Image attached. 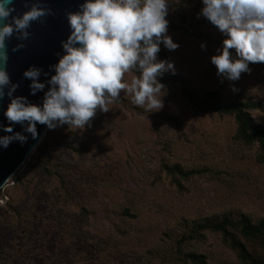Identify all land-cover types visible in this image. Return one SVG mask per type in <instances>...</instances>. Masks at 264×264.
<instances>
[{"label": "rangeland", "instance_id": "rangeland-1", "mask_svg": "<svg viewBox=\"0 0 264 264\" xmlns=\"http://www.w3.org/2000/svg\"><path fill=\"white\" fill-rule=\"evenodd\" d=\"M202 6L201 0L170 5V23L209 36L203 40L168 28L180 45L163 46L175 74L195 97L218 90L225 99L260 103L251 115L263 123L264 63H250L252 71L238 81H222L210 57L225 37L197 18ZM183 89L167 87L163 109L153 113L132 105L122 90L127 106L144 113L114 102L82 132L67 125L50 130L41 162L51 174L23 166L0 191V264H190L168 257L173 239L191 221L226 208L264 216L258 146L234 140L233 118L201 112ZM172 163L205 172L183 182L178 192L162 167ZM185 251L207 255L208 264H241L222 237L208 231Z\"/></svg>", "mask_w": 264, "mask_h": 264}, {"label": "clouds", "instance_id": "clouds-1", "mask_svg": "<svg viewBox=\"0 0 264 264\" xmlns=\"http://www.w3.org/2000/svg\"><path fill=\"white\" fill-rule=\"evenodd\" d=\"M173 2L84 0L79 10L66 12L70 34L61 41L64 54L50 66L55 74L46 81L50 87L42 103L34 104L25 96L13 95L18 85L11 82L7 71V41L13 35L20 41L28 40L33 22L44 23L51 9L43 0H25L28 10L13 15L17 11L14 0H0V100L5 96L10 99L3 113L8 124L0 125L10 135L0 136V146L6 149L13 141H27L28 136L13 131L15 124H20L33 139L39 136L38 123L48 130L67 125L68 129L82 132L92 126L98 111L111 110L110 105L121 99L122 90L132 105L147 113L162 110L168 90L160 78L166 73L174 75L176 68L173 61L160 59L158 54L161 45L168 50L180 46L168 34L167 17ZM201 3L197 18L208 20L225 37L210 57L222 81H238L242 73L252 71L250 63H264V0ZM24 46L17 44L12 51ZM200 47L206 50V42ZM42 72L30 66L23 73L31 80L33 95L46 87L39 80ZM130 73L131 79H126Z\"/></svg>", "mask_w": 264, "mask_h": 264}, {"label": "trees", "instance_id": "trees-1", "mask_svg": "<svg viewBox=\"0 0 264 264\" xmlns=\"http://www.w3.org/2000/svg\"><path fill=\"white\" fill-rule=\"evenodd\" d=\"M179 12H181L180 8L177 9V14ZM168 28L194 38L209 39L207 34L188 29L180 23H169ZM158 56L160 59L170 60L171 58L163 45H161ZM160 79L167 87L182 86L185 94L197 104L201 112L232 117L236 126L234 140L243 145H257L258 159L264 161V122H257L251 115L252 110L261 108L260 103L248 100L239 101L238 96L225 99L218 90H208L195 97L190 90L189 83L181 76L166 73ZM116 103L137 113H144L137 107H128L123 97ZM49 132L50 130H47L44 136H48ZM44 136L29 157L35 159L34 163L29 164L27 161L24 166L38 167L45 174H51L47 165L41 162V157L48 149V141ZM162 167L169 182L178 192L185 189L183 182L205 172L204 169H186L178 163L163 164ZM186 229L173 239L168 259L190 264H208L207 255L185 251L190 241L200 240L202 233L208 231L219 234L223 243L235 253L241 264H264V216L253 217L244 212L233 213L230 208H226L216 215L191 221L190 226Z\"/></svg>", "mask_w": 264, "mask_h": 264}, {"label": "water", "instance_id": "water-1", "mask_svg": "<svg viewBox=\"0 0 264 264\" xmlns=\"http://www.w3.org/2000/svg\"><path fill=\"white\" fill-rule=\"evenodd\" d=\"M83 2L84 0H43V3L51 9V14L44 18V23L33 22L29 29L31 36L28 40L20 41L13 35L11 40L7 41V71L11 82L18 85L13 93L14 96H25L29 102L34 104L42 103L44 92L50 87L46 81L55 74L54 69L50 66L58 63L60 56L64 54L61 41L66 40L70 34L66 12L79 10V5ZM14 3L17 11L13 15L22 14L28 10L24 7L25 0H14ZM20 43L25 46L15 52L12 51L13 47ZM30 66H36L43 69V72L49 73L48 76H45L42 72L39 80L46 83V87L44 90L37 91L35 95L31 94L29 87L31 80L23 76L24 71ZM8 103H10V99L7 96L0 100V125L8 124L3 114ZM37 130L39 136L33 139L30 133L23 132L20 124H15L13 131L22 132L28 136L27 141L24 143L13 141L6 149L0 146V191L22 169L48 129L45 125L38 123ZM4 135L10 134L0 129V136Z\"/></svg>", "mask_w": 264, "mask_h": 264}]
</instances>
